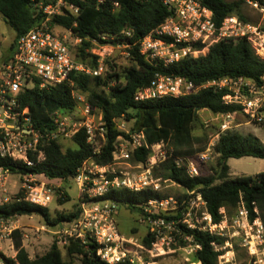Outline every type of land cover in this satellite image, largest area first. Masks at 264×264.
Segmentation results:
<instances>
[{"label":"built area","instance_id":"2783aa9c","mask_svg":"<svg viewBox=\"0 0 264 264\" xmlns=\"http://www.w3.org/2000/svg\"><path fill=\"white\" fill-rule=\"evenodd\" d=\"M241 1L264 14V3L261 4L257 0ZM165 4L170 7L171 14L153 33L137 42L139 53L149 63L169 67L187 56L205 55L213 44L223 38L235 40L245 38L255 53L264 60V29L260 25L246 23L238 16L231 15L224 19L221 26H217L212 10L203 5L201 0H165ZM40 9L45 15L44 20L17 40L11 56L0 66V156L32 166L35 162L45 160L43 147L48 141L73 139L80 130L85 131L87 142L93 149V156L85 160L72 177L79 190L80 214L78 218L60 225L53 232L56 243L66 246L71 239H77L88 248L90 243L94 249L96 248L95 250L89 248L93 254L108 264H156L154 259L146 260L142 252L153 258L163 256L172 251L171 246L181 239L192 241L196 251L201 248L194 242L193 235L183 232V226L190 230L225 237L226 229L229 228L225 208L220 209L224 215L223 219L215 222L202 193L196 190H187V197L182 200L168 196L150 199L141 205L143 211L140 222L148 226V233L153 237L151 247H146L143 243L123 234L117 219L119 203L108 197L109 193L121 189L133 192L143 190L160 192L161 179L155 175V168L160 162L168 159L171 153L164 149V142L149 145L144 131L133 133L129 131L127 132L129 137H118L112 160L107 163L99 162L97 159L103 156L107 146L105 122L103 117H99L98 123L96 122L93 108L83 95L74 94L77 100L75 109L82 110L83 120L76 121L72 118L75 109L66 112L57 110L52 114L54 130L41 134L33 128L31 118L27 115L28 108L20 109L18 97L20 90L23 87H33L35 79L41 80L39 84L41 88L48 84L63 83L74 71L93 76L102 75L105 70L104 51L107 50L104 45L94 48L100 56L96 69L78 62L67 36L57 34L50 21L55 15L63 14L64 9L75 14L79 8L69 5L66 0H57L47 5L40 4ZM66 31L73 36L75 45L81 42L71 30ZM126 34L131 35L130 32ZM110 45L114 47L116 44ZM126 54L130 56L127 50ZM210 87L225 92L222 97L224 104L238 105L241 109L217 113V119L221 120L220 129L205 150L191 157L176 159L177 164L185 166L191 177L199 174L195 158L199 161L205 160L208 153L215 151L222 134L243 124H264V74L260 80L225 77L197 86L184 77L157 71L150 85L143 89L139 88L136 95V100L180 97ZM238 116H241L244 122H238ZM144 147L150 149L147 161L145 163L132 161L134 152ZM184 160H188V164H185ZM11 174L13 173L9 169L0 167V188L3 190H6ZM19 175L24 179V195H15L11 198L6 196L0 199V204L25 200L48 207L56 192L49 185L55 181L47 180L43 174ZM60 192L64 193L62 190ZM237 209V223L240 224L239 220L242 221L240 226L245 233V245L250 249L263 246L264 225L260 217L251 221L250 211L244 200L238 203ZM255 211L259 214L257 208ZM179 212L180 218H166V215H179ZM20 218L21 216L0 218V264H6L5 257L15 259L17 256L14 233L19 231L21 235L23 234ZM47 228L42 226L36 230ZM5 240L10 243L8 247L13 252L11 256L1 248V243ZM216 247L218 249V246Z\"/></svg>","mask_w":264,"mask_h":264},{"label":"trees","instance_id":"16d2710c","mask_svg":"<svg viewBox=\"0 0 264 264\" xmlns=\"http://www.w3.org/2000/svg\"><path fill=\"white\" fill-rule=\"evenodd\" d=\"M57 0H0V14L15 30L16 36L12 44L14 51L17 40L36 25L41 24L45 15L40 4L47 5ZM261 4L264 0H257ZM69 5L78 7V13L64 9L61 15H55L50 25L60 26L72 31L81 39L74 52L76 60L85 66L96 69L100 56L94 48L98 45L116 44L130 45L125 49L130 52L132 64L123 70L117 65L104 61L105 71L102 75L93 76L86 73L72 72L69 79L60 84H48L41 88V80L35 79L31 88L23 87L19 92L20 109L28 108L33 128L46 134L54 130L52 114L57 111L74 110L77 106L75 93L83 95L93 110L99 109L107 131V146L99 162L112 160L115 144L119 136L129 137L116 122L118 118L126 121L134 120L130 133L144 131L149 145L164 142L171 147V158L155 169L168 171L164 180L176 183L187 190L202 193L207 207L215 222L223 219L221 208L227 211L236 209L238 203L244 200L250 211L251 221L261 217L264 221V171L255 175L229 176L230 158L252 156L264 159V143L255 135H243L238 132H226L220 136L215 146L219 153L218 168L214 173H204L199 166V174L191 177L185 166H179L176 158H187L205 150L207 138L197 137L194 130L199 121L195 116L197 107L217 113H229L240 110L238 105L224 104L222 97L225 92L213 88L202 89L198 93L180 97H163L158 99L136 100L139 88L150 85L154 74L159 71L172 76H180L200 86L212 80L225 77H247L260 80L264 74V60L256 53L245 39H220L213 44L205 55L199 57L187 56L177 63L164 67L149 63L139 53L138 41L153 33L171 14V9L165 0H66ZM213 12L217 26H221L227 16L236 15L248 23L249 18L244 13L245 3L241 0H201ZM118 3V5H116ZM130 32L128 36L126 33ZM201 47V45H197ZM10 57V56H9ZM8 57V58H9ZM8 58L5 60L7 61ZM4 61V62H5ZM76 148H64L59 141L51 140L43 147L45 160L35 162L32 166L15 162L0 156V167L9 169L13 174H43L47 180L62 181L72 178L82 163L93 156L92 146L87 142L85 131L80 130L72 139ZM197 143H202L197 146ZM204 144V145H203ZM150 154L147 147L136 150L132 161L145 163ZM224 163L221 171V166ZM58 189L60 203L69 199L66 192ZM24 195L20 192L18 196ZM108 197L119 204H127L133 209L143 211L141 205L150 199L164 198L166 195L152 190L133 192L127 189L116 190ZM187 195L182 199H185ZM258 209L259 214L256 213ZM39 214L46 224L60 226L78 218L80 204L70 212L51 214L49 207L40 206L25 200L0 204V218ZM179 215H166L167 219L180 218ZM185 234L193 235L194 242L201 246L197 249L193 262L201 264H219L223 251L216 246H222L226 237L212 235L208 232L190 230L183 226ZM16 258L5 257L6 264H74L75 259L80 264H108L99 256H95L89 248L77 239H71L66 245L69 260L63 257L61 248L54 242L51 248L34 258L25 249L21 233H14ZM153 237L148 233L142 240L146 247L152 246ZM96 249V248H95ZM94 249V250H95ZM126 264V263H122Z\"/></svg>","mask_w":264,"mask_h":264},{"label":"rangeland","instance_id":"374dc122","mask_svg":"<svg viewBox=\"0 0 264 264\" xmlns=\"http://www.w3.org/2000/svg\"><path fill=\"white\" fill-rule=\"evenodd\" d=\"M244 13L250 20L248 23L252 25H260V27L264 29L263 13L248 4L244 5ZM54 31L61 36H67L71 46L73 48L76 47L73 36H70L66 29L60 26H55ZM15 36V30L6 22L3 15L0 14V66L12 54V44L14 43ZM103 47L107 48V50L104 51V61L109 60L110 63L116 64L117 68L120 70L131 66L132 60L130 56L126 54V49L124 47L119 45H114V47H111L110 44L104 45ZM105 71H107L106 68L104 72ZM31 85L32 83L29 84V86ZM93 112L95 114V120L98 123L99 117H102V112L99 111V109H95ZM83 117L82 110L80 108L75 109L72 118L76 121H81L83 120ZM198 117L199 121L195 126L194 135L197 137L205 136L208 140L206 145L207 147L213 139V136H215V134L220 129L221 120L217 119L216 114L210 110L199 111ZM238 117V122H244V119L241 116ZM116 121L119 124V128L126 131V133L129 132L134 126V120L126 121L124 118H118ZM232 132H238L243 135L253 134L264 143V124H243L238 128H234ZM59 142L64 148L77 147L74 141L69 138H61ZM200 144L202 143H197V146ZM164 149L168 153H171L172 149L168 144L165 143ZM170 158L171 155L169 156L168 160ZM218 158L219 155L213 150L212 152L208 153V157L205 160L199 161L198 158H195V162H198V168L199 166H202L204 173H214V171L218 168ZM176 159L175 161H177ZM163 162H160L156 168H158ZM184 163L188 164V160H184ZM229 165L233 168L237 175H255L264 170V159L255 158L252 156L243 158H230ZM157 174L158 175L156 176L161 179L162 190L160 192L164 193L166 197L173 196L175 198L181 199L187 195V189L176 183L163 179L164 176H167L168 174L166 169L159 168L157 170ZM23 183L24 179L19 174H11L6 185V190L0 188V199L6 196L11 198L15 195H18L20 192H23ZM49 186L54 191H56L53 201L48 206L52 215H54L56 212H70L75 206L80 204L78 186L73 178H70L67 181H55ZM59 188L63 192H66L69 197V199L64 203H60L58 200L57 192ZM141 217L142 212L139 210L133 209L127 204H119L117 219L120 231L126 236L134 238L140 243H142L143 238L148 234V226L140 222ZM225 217H227V224L229 228L226 229L227 234L225 235V244L218 246V249L223 251V254L219 257V264H264V245L258 246L256 249H250L249 246L245 245V233L242 229V226H240L242 221L239 220L240 224L237 223L238 209H233L230 212L225 209ZM260 219L264 225L263 219L261 217ZM20 221L23 233V236L21 235L22 243L30 254L31 258L44 254L51 248L52 244L56 242L55 234L53 232L56 231L59 226H50L46 224L41 215H23L21 216ZM42 226H47V230H36ZM9 244L10 243L5 240L1 243V248L3 252L11 256L13 252L8 247ZM58 246L62 250L64 259L68 261L69 256L66 246L59 244ZM171 248L172 251H169L167 254L159 257H150V255L146 252H142V255L148 261L154 259L156 264L196 263L193 262L196 249L192 241L181 239L179 242H177V244H173ZM73 261L74 264H80L78 259Z\"/></svg>","mask_w":264,"mask_h":264},{"label":"crops","instance_id":"0c3cea01","mask_svg":"<svg viewBox=\"0 0 264 264\" xmlns=\"http://www.w3.org/2000/svg\"><path fill=\"white\" fill-rule=\"evenodd\" d=\"M227 164L229 165V160L227 161ZM229 167H230V170H229V176L230 177L248 175V174L237 175L236 172L233 170V168L230 165H229ZM262 171H264V170H262Z\"/></svg>","mask_w":264,"mask_h":264},{"label":"water","instance_id":"95a60500","mask_svg":"<svg viewBox=\"0 0 264 264\" xmlns=\"http://www.w3.org/2000/svg\"><path fill=\"white\" fill-rule=\"evenodd\" d=\"M199 111H200V108L197 107L196 110H195V116L198 115V112H199ZM223 166H224V163H223L222 166H221V171H222V169H223ZM93 249H94V247H91V250H93Z\"/></svg>","mask_w":264,"mask_h":264}]
</instances>
